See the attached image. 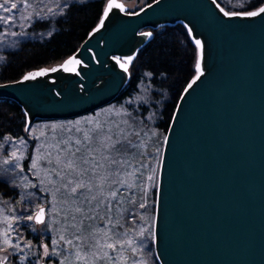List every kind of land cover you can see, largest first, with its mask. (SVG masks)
Segmentation results:
<instances>
[{
    "label": "water",
    "instance_id": "95a60500",
    "mask_svg": "<svg viewBox=\"0 0 264 264\" xmlns=\"http://www.w3.org/2000/svg\"><path fill=\"white\" fill-rule=\"evenodd\" d=\"M109 2L72 56L29 71L49 70L34 79L0 83V98L21 106L26 132L36 120L93 112L126 86L153 30L183 23L194 43L200 41L201 72L183 90L165 136L153 224L156 259L264 264V5L251 16L226 15L215 0H155L136 12L119 0L120 8L109 9ZM72 58L80 63L65 71L61 66Z\"/></svg>",
    "mask_w": 264,
    "mask_h": 264
},
{
    "label": "rangeland",
    "instance_id": "374dc122",
    "mask_svg": "<svg viewBox=\"0 0 264 264\" xmlns=\"http://www.w3.org/2000/svg\"><path fill=\"white\" fill-rule=\"evenodd\" d=\"M73 1L83 0H10L8 6L16 3L17 7L11 12L0 9V16L5 17L0 20V45L27 35V28L37 18L59 16ZM119 1L128 12L148 4L146 0ZM215 1L228 14L257 12L263 6L232 10L245 7L251 0ZM198 57L199 49L196 64ZM198 74L196 71L194 77ZM149 98V89L143 84L135 96L123 101L132 103L136 111L110 103L74 118L41 119L27 132L24 130L20 138L5 137L0 143V179L5 182L8 196L0 192V261L159 264L154 248L155 208L151 199L157 195L167 132L155 126L150 114L140 116V102ZM86 134L92 139L85 140ZM113 143L119 150L110 147ZM5 159L10 163L4 164ZM69 160L73 161L71 169L66 167ZM81 180L86 186L69 197L68 190ZM99 184L103 187H97ZM111 192H116L114 198ZM43 205L47 209L44 223L27 219L29 215L35 217ZM27 232L36 235L38 243H33ZM69 239L72 244L66 242Z\"/></svg>",
    "mask_w": 264,
    "mask_h": 264
},
{
    "label": "trees",
    "instance_id": "16d2710c",
    "mask_svg": "<svg viewBox=\"0 0 264 264\" xmlns=\"http://www.w3.org/2000/svg\"><path fill=\"white\" fill-rule=\"evenodd\" d=\"M106 1L70 2L59 16L34 20L27 28V35L14 38L9 43L1 42L0 83L18 81L29 71L60 64L72 56L100 22ZM151 1L154 0H146V3ZM262 5L264 0H251L245 7H234L232 10H252ZM137 10L139 9L132 12ZM197 50L182 23L153 30V37L138 50V55L130 66V78L126 86L112 104L122 106L127 111H136L132 103L123 101L135 96L141 85H146L150 98L140 102V116L150 114L155 126L167 132L183 89L191 83L196 73ZM26 124V114L21 106L11 99L0 98V143L5 137H22ZM28 154H31L30 149ZM5 188V182L0 179V192L8 196ZM151 200L152 208H155V196ZM27 235L33 243H38L36 235L30 232ZM20 264L32 263L26 261Z\"/></svg>",
    "mask_w": 264,
    "mask_h": 264
},
{
    "label": "snow or ice",
    "instance_id": "6c2138e0",
    "mask_svg": "<svg viewBox=\"0 0 264 264\" xmlns=\"http://www.w3.org/2000/svg\"><path fill=\"white\" fill-rule=\"evenodd\" d=\"M9 3H10V0H3V2L0 3V9H3L4 12H11L13 9H15V8L17 7L16 3H11V6L9 7V6H8ZM113 7L120 8L121 5L116 4V3H115V0H110V2H109V4H108V8L111 9V8H113ZM50 11H51V10H50ZM260 12L264 13V8H261V9H260ZM225 14L227 15V13H225ZM105 15H107V13H105ZM248 15L255 16V15H258V13H257V12H250V13H248ZM0 20H5V17L0 16ZM144 35H146V36H151V33H145ZM196 43H197V46H200V41L197 40ZM0 59H2V58H0ZM131 59H132V58L130 57V58L128 59L127 63H130V62H131ZM116 62H117L118 64H121L122 67H124V63H125V62H122V61L119 60V59H117ZM73 63H75V64H79L80 62H79L78 60H75V58H72L71 60L66 61L65 64L62 65L61 67H63L65 71H69L70 69L67 67V65H69V64H73ZM50 70H51V71H57L58 69H57V68H52V69H50ZM71 70H74V69H71ZM47 71H49V70H48V69H44V70H41V72H39V73H29L28 75H26V76L23 77V80L34 79L37 75L45 74ZM125 71H127V68H125ZM196 71H197V72H201L199 62H197V64H196ZM201 74H202V73H201ZM77 75H79L78 72H77ZM197 79H199V77H197ZM193 83H195V80L193 81ZM77 123H78V122H77ZM91 139H92V137L88 136L87 134L85 135V140H91ZM109 139H111V138L109 137ZM76 143L79 144L80 141L77 140ZM117 143H118V142H117ZM110 147L113 148V149L119 150V149H117V147H116V143H113L112 145H110ZM76 151H79V149H77ZM15 155H16L15 153H12V156L15 157ZM16 159L19 160L20 157H16ZM93 159H94V158H93ZM3 163L7 165V164L10 163V161H9L8 159H5V160L3 161ZM84 163L87 164L88 161H87V160H84ZM32 167H33V168L36 167L35 162L32 164ZM66 167H68V168H70V169L73 168V161L69 160L68 163L66 164ZM80 174L82 175V173H80ZM68 184H69V185H72V184H73V181H72V180H69V181H68ZM85 186H86V185H85V182H84L83 180H81V181L75 183V186L71 187L70 190H68V195H69V197L76 196V194H77V190H78V189H83ZM97 187L102 188V187H103V184H99V185H97ZM89 191H91V187H89ZM110 195H111V197L114 198V197L116 196V192H111ZM92 199H96V197L93 196ZM77 211H80V209L78 208ZM44 215H45V209H44V208H41L40 211L35 215V217H33L32 215H29V216L27 217V219H28V220H33V219H35L36 223H44V222H45L44 219H43ZM7 235H8V233L5 232V236H7ZM61 239H64V237H61ZM66 242H67L68 244H72V243H73V241L70 240V239L67 240ZM5 243L7 244L8 241L5 240ZM129 243H131V242H129ZM106 246L109 247V248L112 247L111 244H106ZM15 247H18V245H15ZM44 253H45V254L48 253V248H47V246L44 247ZM93 255H95V254L93 253ZM106 255H107V254L105 253V256H106ZM77 256H79V252H77ZM4 259L6 260V258H4Z\"/></svg>",
    "mask_w": 264,
    "mask_h": 264
},
{
    "label": "flooded vegetation",
    "instance_id": "af4514ba",
    "mask_svg": "<svg viewBox=\"0 0 264 264\" xmlns=\"http://www.w3.org/2000/svg\"><path fill=\"white\" fill-rule=\"evenodd\" d=\"M42 207H45V209H46V205H45V206L43 205ZM46 210H47V209H46ZM46 210H45V211H46ZM36 214H37V213H36ZM34 221H35V219H34ZM43 262H44V261H43ZM44 264H45V262H44Z\"/></svg>",
    "mask_w": 264,
    "mask_h": 264
},
{
    "label": "bare ground",
    "instance_id": "6f19581e",
    "mask_svg": "<svg viewBox=\"0 0 264 264\" xmlns=\"http://www.w3.org/2000/svg\"><path fill=\"white\" fill-rule=\"evenodd\" d=\"M155 1V0H154Z\"/></svg>",
    "mask_w": 264,
    "mask_h": 264
}]
</instances>
